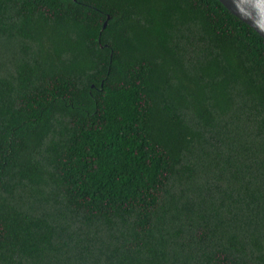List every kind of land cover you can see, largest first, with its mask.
Wrapping results in <instances>:
<instances>
[{
  "label": "trees",
  "instance_id": "1",
  "mask_svg": "<svg viewBox=\"0 0 264 264\" xmlns=\"http://www.w3.org/2000/svg\"><path fill=\"white\" fill-rule=\"evenodd\" d=\"M0 264H264V39L218 0H0Z\"/></svg>",
  "mask_w": 264,
  "mask_h": 264
},
{
  "label": "water",
  "instance_id": "2",
  "mask_svg": "<svg viewBox=\"0 0 264 264\" xmlns=\"http://www.w3.org/2000/svg\"><path fill=\"white\" fill-rule=\"evenodd\" d=\"M229 12L264 39V0H218ZM108 16H106V19ZM106 21L102 23L105 26Z\"/></svg>",
  "mask_w": 264,
  "mask_h": 264
}]
</instances>
